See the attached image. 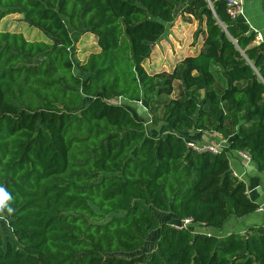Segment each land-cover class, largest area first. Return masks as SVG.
Here are the masks:
<instances>
[{"label":"trees","instance_id":"1","mask_svg":"<svg viewBox=\"0 0 264 264\" xmlns=\"http://www.w3.org/2000/svg\"><path fill=\"white\" fill-rule=\"evenodd\" d=\"M220 1L215 16L207 0H0V188L10 197L0 264H264V223L223 236L171 225L192 217L221 228L259 207L230 154L247 151L264 171V44ZM180 5L204 23L203 48L183 58L182 74L150 73L152 44ZM15 13L54 41L1 29ZM70 27L97 39L80 74ZM177 79L184 98L164 103V129L152 134L141 103L171 95ZM185 130L230 141L198 152ZM152 231L149 254L123 256Z\"/></svg>","mask_w":264,"mask_h":264},{"label":"rangeland","instance_id":"2","mask_svg":"<svg viewBox=\"0 0 264 264\" xmlns=\"http://www.w3.org/2000/svg\"><path fill=\"white\" fill-rule=\"evenodd\" d=\"M213 3V5H218L220 3V0H214ZM184 8V5H180L177 8V10L175 11V20L172 23L168 24V33L163 35L161 40L153 47L152 51L150 52L149 57L146 61V68L150 73H171L176 70L178 74H182L183 66L181 61L183 60V58L190 55L191 53H196L200 49L202 50L204 37L203 28L205 25L195 16L186 13L184 11ZM1 29L22 32L26 36V38L30 40H46L49 42L54 41V39H51V37L43 31L34 28L24 17V15L19 13L6 16L1 23ZM70 30L74 38V45L72 46L73 59L76 65L74 71L76 74H80L77 66L81 62L85 61L90 53L99 50L97 39L90 30L84 28L75 30L72 27H70ZM215 73L219 78L218 85L221 87L223 85V71L218 66H215ZM173 87L174 91L171 95H158L150 103H141L142 106H147L149 110L153 112V128L162 122L164 103H166L171 98H184L185 86L182 79L175 80L173 83ZM204 95L205 92L203 91L195 94L196 98L199 101L203 99ZM133 114L135 115V113ZM227 122L229 123V121ZM164 214L166 213L163 211H158V219L160 221H169L168 218L163 217ZM262 223L264 222H261L258 225H262ZM249 227H251V225L248 226V228ZM3 228L4 237L12 234V229L9 226L8 221L3 222ZM157 235L158 233L156 231H152L147 238L144 247L141 248L140 251L134 254H126L123 256L130 258L131 256L140 254L142 252L149 254L155 246V239Z\"/></svg>","mask_w":264,"mask_h":264},{"label":"crops","instance_id":"3","mask_svg":"<svg viewBox=\"0 0 264 264\" xmlns=\"http://www.w3.org/2000/svg\"><path fill=\"white\" fill-rule=\"evenodd\" d=\"M243 3L245 18L249 27L255 32L261 34L262 39L259 41L255 36V43L264 44V0H241ZM221 2V1H220ZM242 20V19H241ZM203 45V44H202ZM201 45V47H202ZM201 51L196 53H191L188 56L196 55ZM145 108V107H144ZM143 115V111L140 112ZM137 117V116H136ZM149 130L154 133H160L164 129V124L161 122L153 128L151 115L148 114ZM139 118V117H137ZM154 124V123H153ZM157 134V135H158ZM186 134V135H185ZM156 135V134H155ZM184 137L192 142H195L199 146L216 145L221 144L227 146L229 144L230 138H225L221 133L216 131H208L200 133L194 130H185L182 132ZM230 172L233 175L244 181L247 186V194L249 197L259 204V207H263V210L252 212L243 217H233L221 228H207L203 225H196L195 229L198 232H211L220 234L223 236L229 232H246V229L250 225H258L264 222V171H259L257 166L252 162L247 161L239 152H233L230 154ZM263 224V223H262ZM241 228V231H240Z\"/></svg>","mask_w":264,"mask_h":264},{"label":"built area","instance_id":"4","mask_svg":"<svg viewBox=\"0 0 264 264\" xmlns=\"http://www.w3.org/2000/svg\"><path fill=\"white\" fill-rule=\"evenodd\" d=\"M209 5L212 4L213 2L212 0H207ZM226 3V12L228 13V15L234 19V20H243L244 22H247L246 18H245V11H244V7H243V3L241 0H225ZM214 6V5H213ZM256 39H258L259 41L262 39L261 34H257L256 35ZM187 146L191 149H194L198 152H202V151H210L212 153H219L220 150L222 148H224V145L221 144H216V145H207V146H199L197 145L195 142L192 141H187ZM239 154L241 156H243L247 161L251 162L252 158L251 155L244 150H239L238 151ZM237 176V175H235ZM259 210H263V207H259ZM172 226L176 227V228H190V227H195L198 224H195L193 222V218L192 217H187L182 219L180 222L177 223H172ZM199 225H203L204 227H206L204 225V223H201ZM198 232V231H196ZM245 233V232H244ZM202 234L207 235V236H211L212 233L211 232H202Z\"/></svg>","mask_w":264,"mask_h":264},{"label":"clouds","instance_id":"5","mask_svg":"<svg viewBox=\"0 0 264 264\" xmlns=\"http://www.w3.org/2000/svg\"><path fill=\"white\" fill-rule=\"evenodd\" d=\"M10 197L8 196V194L4 191V189L0 188V212L3 211V209L5 208L6 204L5 201L9 200ZM8 211L11 212L12 209L8 208Z\"/></svg>","mask_w":264,"mask_h":264},{"label":"water","instance_id":"6","mask_svg":"<svg viewBox=\"0 0 264 264\" xmlns=\"http://www.w3.org/2000/svg\"><path fill=\"white\" fill-rule=\"evenodd\" d=\"M209 6H210V9L213 11L214 15L217 16L215 9H214V6L212 4H210ZM154 46H155V44H152V47H154Z\"/></svg>","mask_w":264,"mask_h":264}]
</instances>
